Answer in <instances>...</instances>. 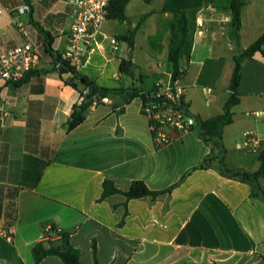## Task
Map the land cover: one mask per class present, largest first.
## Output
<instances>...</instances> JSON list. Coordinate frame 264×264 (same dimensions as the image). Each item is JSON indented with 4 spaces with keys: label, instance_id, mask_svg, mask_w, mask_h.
<instances>
[{
    "label": "crops",
    "instance_id": "obj_1",
    "mask_svg": "<svg viewBox=\"0 0 264 264\" xmlns=\"http://www.w3.org/2000/svg\"><path fill=\"white\" fill-rule=\"evenodd\" d=\"M214 1L216 21L201 32L195 22L198 10L213 0H203L200 8L187 11L189 35L179 60L185 100L201 120L223 112L235 56L264 34V0H243L236 35L231 30L230 0ZM40 2L34 0L32 6V19L39 23ZM164 3L160 0L156 8L140 12L135 22L129 11L141 3L131 0L125 9L127 20L105 21L79 71L107 88L140 82L149 90L156 81H173L169 53L172 40L180 36L179 13L163 12ZM21 5L22 0H0V55L27 39L37 44V31L32 29L30 36L27 31L30 15L18 13ZM68 12L69 5L66 28L54 42L61 53L70 24ZM129 36L132 49L124 40ZM111 38L119 42L117 52L111 48ZM130 54L133 78L119 69L121 59L129 60ZM163 58H168V69L160 63ZM51 67L50 59L42 56L38 68ZM149 76L154 77L153 85L144 88ZM38 86L35 77L19 86L0 79V264H36L32 249L42 241L45 225L60 227L69 235L83 264H264V201L251 196L249 185L222 176L214 166L193 171L170 194L129 200L126 215L124 196L99 201L105 179L113 180L120 190H127L134 180L144 181L152 190L175 184L206 157L219 153L214 142L207 143L191 131L157 147L139 97L120 114L113 109L119 97H109V104L91 109L81 125L68 131L79 93L56 73L44 77L41 93L33 91ZM238 91L233 122L223 131L225 163L252 173L260 167L259 153L245 146L243 133L253 131L264 143L260 54L243 62ZM253 111L262 112L261 117L247 116ZM37 171L41 176L35 183ZM39 264L63 263L52 255Z\"/></svg>",
    "mask_w": 264,
    "mask_h": 264
},
{
    "label": "trees",
    "instance_id": "obj_2",
    "mask_svg": "<svg viewBox=\"0 0 264 264\" xmlns=\"http://www.w3.org/2000/svg\"><path fill=\"white\" fill-rule=\"evenodd\" d=\"M30 7V22L35 27L38 37V47L41 51V56H46L50 59L51 69L36 67L30 73H28L21 81L14 83L13 85H21L30 80L31 77L37 78L39 86L33 88V91L42 92L44 77L50 73H56L60 79L64 81L66 85L71 86L79 93V102L72 108L70 120L67 122L68 131H72L81 125L87 118V115L91 111L94 103H100L103 97L118 96L119 101L113 104V109L118 113H122L125 110V106L129 104L135 98H144L145 92L148 90L143 89L141 86L130 85L128 87L120 88H107L100 86L97 82L91 79L89 76L81 73L78 67L72 65L68 59L63 58L61 52H59L54 42L56 35L52 30L45 27L39 22H35L32 19V6L34 0H22ZM131 0H109L107 20H127L125 15V9ZM150 2L151 0H144ZM217 2L214 1V4ZM203 0H165L162 11L179 13V21L177 24L180 36L177 40H172L169 53V61L172 64V71L174 79L181 75L179 60L180 55L187 43L189 35V18L187 11L198 9L202 6ZM244 6L243 0H230L229 11L231 12V30L233 34L241 28V13ZM149 16L146 14L142 19ZM132 49L134 46L131 37H124ZM129 38V39H128ZM264 45V34L253 43L248 49L241 54L235 56V68L231 78L230 95L226 101L223 112L215 117L201 120L196 118V125L193 131L205 142H214L219 149V153L215 156L206 157L201 164L189 169L175 184L162 189L152 190L144 181L134 180L130 183L127 190H120L116 187L115 182L111 179H105L103 182V193L99 201L105 198L120 194L124 196L125 203V215L127 214V202L132 199L150 198L155 200L158 196L163 194H170L175 188L179 187L186 178L195 170H206L212 166L216 167L219 173L227 178L234 179L245 183L251 188V196L253 198H259L264 201V143H261L258 149L260 167L256 172H247L243 169H233L227 166L225 163L226 149L223 145V131L224 128L233 122V108L240 102V93L238 91L239 83L243 71V62L246 59L253 58L256 54H260L264 58V51L262 46ZM135 64L132 60L121 59L119 63V69L121 74L130 76L134 74ZM135 81V80H134ZM39 125H37L36 133L38 134ZM40 172H36L35 183L40 179ZM17 191V188H8V191ZM15 192L14 195H16ZM59 245H54L55 242L41 241L36 244L32 249V254L36 264H39L47 256H58L63 264H83L80 261L79 250L73 247L70 243V237L68 234L63 233L59 240ZM94 253H96V246H93ZM264 258V257H262ZM94 264H98L95 261Z\"/></svg>",
    "mask_w": 264,
    "mask_h": 264
},
{
    "label": "built area",
    "instance_id": "obj_3",
    "mask_svg": "<svg viewBox=\"0 0 264 264\" xmlns=\"http://www.w3.org/2000/svg\"><path fill=\"white\" fill-rule=\"evenodd\" d=\"M69 27L66 34V47L61 53L63 58L79 68L86 60L87 55L97 44V37L107 20L109 0H68ZM3 8H0L2 13ZM30 7L22 1L18 9L20 15H29ZM218 8L213 2L198 10L196 26L199 31L216 21L215 14ZM28 37L26 32H23ZM114 52L119 50L116 38L110 39ZM42 56L38 45L27 39L24 43L15 46L0 55V79L7 84L21 81L28 73L39 66ZM185 87L180 82V77L164 83L156 81L151 89L145 92L141 110L147 117L157 147H163L174 139L193 131L196 118L191 113L185 100ZM109 97H103L100 103H94L92 108L101 104H109ZM262 112H248L247 116L260 118ZM245 146L252 151H258L261 139L253 131L243 133ZM63 231L60 227L45 225L42 240L54 242L61 239ZM7 239L12 237L6 234Z\"/></svg>",
    "mask_w": 264,
    "mask_h": 264
},
{
    "label": "rangeland",
    "instance_id": "obj_4",
    "mask_svg": "<svg viewBox=\"0 0 264 264\" xmlns=\"http://www.w3.org/2000/svg\"><path fill=\"white\" fill-rule=\"evenodd\" d=\"M139 1L141 4L134 6V8L129 11V14L132 16V19L135 22L139 21L140 12H146L151 7L156 8L160 2V0H154V2L151 5H148L146 2L142 0ZM67 9H68L67 0H41V2L37 3L36 5V10L38 13L37 18H39L40 23L43 24L45 27L52 30L55 34H59L62 33V31L66 28ZM32 29H35L33 25H31L30 29H27L29 36L32 34L31 33ZM38 36L39 34L37 33V44H39ZM160 63H163L165 69H168L170 67L168 58L160 59ZM153 81H154L153 76L146 77L144 78L142 86L144 88H150L153 85ZM138 84L139 86H141L140 82Z\"/></svg>",
    "mask_w": 264,
    "mask_h": 264
},
{
    "label": "water",
    "instance_id": "obj_5",
    "mask_svg": "<svg viewBox=\"0 0 264 264\" xmlns=\"http://www.w3.org/2000/svg\"><path fill=\"white\" fill-rule=\"evenodd\" d=\"M129 60H132V55L131 54L129 55ZM131 77L133 78L134 75L132 74Z\"/></svg>",
    "mask_w": 264,
    "mask_h": 264
}]
</instances>
